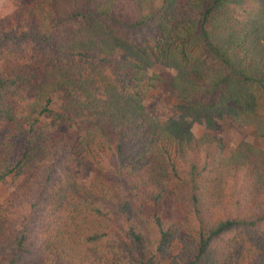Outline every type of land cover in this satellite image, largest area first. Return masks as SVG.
Segmentation results:
<instances>
[{
	"label": "trees",
	"instance_id": "obj_1",
	"mask_svg": "<svg viewBox=\"0 0 264 264\" xmlns=\"http://www.w3.org/2000/svg\"><path fill=\"white\" fill-rule=\"evenodd\" d=\"M14 3L0 0V184L18 182L0 264H264V149L224 157L211 134L228 120L264 139V0H37L6 30ZM156 66L173 74L166 121L146 106Z\"/></svg>",
	"mask_w": 264,
	"mask_h": 264
},
{
	"label": "rangeland",
	"instance_id": "obj_2",
	"mask_svg": "<svg viewBox=\"0 0 264 264\" xmlns=\"http://www.w3.org/2000/svg\"><path fill=\"white\" fill-rule=\"evenodd\" d=\"M13 1H15L13 7L8 12L6 11L1 17V19H3V27L6 30L26 29L29 17L25 14L27 12L24 10L34 5L37 0ZM153 72L158 76L159 80L155 88L149 93L146 101L149 113L160 121H166L169 118L178 117V113L175 110V95L169 86L170 79L173 74L165 71L160 66L154 67ZM60 102V93H56L52 98L50 109L54 112L58 111ZM203 133H205L204 128L199 127L195 135L198 138L202 136ZM211 134L217 136L221 140L224 157H229L230 153L241 142L250 143L260 149H264V139L256 137L253 134L251 127L236 126L228 120L216 121L214 130ZM1 139L2 137L0 136V140ZM11 143L12 152L10 163L13 165L20 158L24 150L25 141L24 138L18 137L11 140ZM75 172L79 182L88 183L93 174L92 163L86 158H81L77 162ZM17 185L18 182L15 180H10L4 184H0V204L9 196ZM225 206L226 204H224L223 207ZM222 209L223 208L220 207L214 209L209 215L210 218L215 220L220 217L222 215ZM148 211H150V208ZM180 248L181 247L178 242H173L171 254H177L180 251Z\"/></svg>",
	"mask_w": 264,
	"mask_h": 264
}]
</instances>
